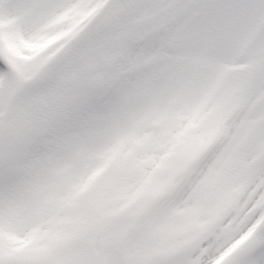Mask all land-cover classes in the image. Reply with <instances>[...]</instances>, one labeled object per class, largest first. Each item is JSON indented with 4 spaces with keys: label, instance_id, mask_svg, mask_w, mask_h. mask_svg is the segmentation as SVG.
<instances>
[{
    "label": "snow or ice",
    "instance_id": "snow-or-ice-1",
    "mask_svg": "<svg viewBox=\"0 0 264 264\" xmlns=\"http://www.w3.org/2000/svg\"><path fill=\"white\" fill-rule=\"evenodd\" d=\"M0 264H264V0H0Z\"/></svg>",
    "mask_w": 264,
    "mask_h": 264
}]
</instances>
